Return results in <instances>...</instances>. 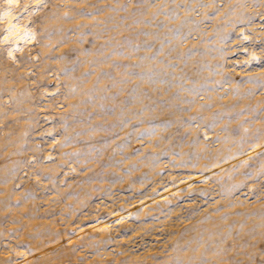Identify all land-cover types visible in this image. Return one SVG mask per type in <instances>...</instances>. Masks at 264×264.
<instances>
[{"label":"rangeland","instance_id":"rangeland-1","mask_svg":"<svg viewBox=\"0 0 264 264\" xmlns=\"http://www.w3.org/2000/svg\"><path fill=\"white\" fill-rule=\"evenodd\" d=\"M0 264H264V0H0Z\"/></svg>","mask_w":264,"mask_h":264},{"label":"bare ground","instance_id":"bare-ground-1","mask_svg":"<svg viewBox=\"0 0 264 264\" xmlns=\"http://www.w3.org/2000/svg\"><path fill=\"white\" fill-rule=\"evenodd\" d=\"M10 30L15 33V38L17 39V37H19V35H21L19 32H17V26L14 25L13 23L10 24ZM22 36V35H21ZM20 36V37H21Z\"/></svg>","mask_w":264,"mask_h":264}]
</instances>
